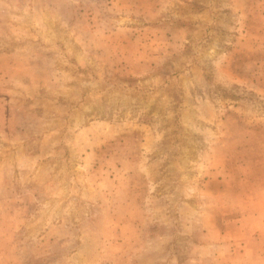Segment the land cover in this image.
<instances>
[{
  "label": "rangeland",
  "instance_id": "rangeland-1",
  "mask_svg": "<svg viewBox=\"0 0 264 264\" xmlns=\"http://www.w3.org/2000/svg\"><path fill=\"white\" fill-rule=\"evenodd\" d=\"M0 264H264V0H0Z\"/></svg>",
  "mask_w": 264,
  "mask_h": 264
}]
</instances>
